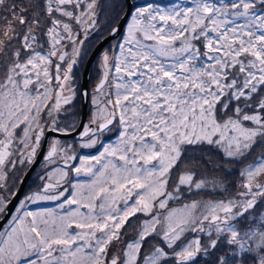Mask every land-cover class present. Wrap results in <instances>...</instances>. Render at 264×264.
<instances>
[{"label":"snow or ice","instance_id":"1","mask_svg":"<svg viewBox=\"0 0 264 264\" xmlns=\"http://www.w3.org/2000/svg\"><path fill=\"white\" fill-rule=\"evenodd\" d=\"M100 10L0 0V264H264V0H124L89 89Z\"/></svg>","mask_w":264,"mask_h":264},{"label":"rangeland","instance_id":"2","mask_svg":"<svg viewBox=\"0 0 264 264\" xmlns=\"http://www.w3.org/2000/svg\"><path fill=\"white\" fill-rule=\"evenodd\" d=\"M101 2V10L99 13V18H98V27L100 29V32L98 33H94L91 40L88 42L87 44V49H88V54L85 57L84 60V64L81 65L80 67V79L78 82L82 83V72H83V68L84 65L86 63V60L88 58V56L90 55L91 51L93 50L94 46L99 42V40H101L103 37H105L107 34L110 33L111 31V27L115 26L119 20L120 17H122L123 12H121V6L123 5L124 0H100ZM135 3L137 4H141L144 2V0H134ZM114 43V40L111 39L108 43H106V45L102 48L106 49L109 47L110 44ZM99 58V54L93 64L92 67V71H91V78H90V88H93L95 83H96V79H97V72H96V64ZM89 108V114H88V118L87 120L90 118V113L92 110V106L89 104L88 106ZM69 112H74L76 117L79 118L82 114V104L79 100H77L75 102V105L72 109H69ZM61 119H67V120H71L72 116L71 115H64L61 117ZM77 123H79V119H77ZM103 139V138H102ZM115 140V136L114 135H108L107 136V141L106 142H110V141H114ZM67 142L68 143H72V138H67ZM78 148V145H77ZM79 150V148H78ZM96 149H85L83 150V152H81V155H88V154H97ZM199 150H193V149H189L188 154L185 156V161L190 162L188 166L190 167H196L197 165H201V167H199L197 170L200 173L199 178H204V177H208L211 178L212 176H222L224 175V173L222 172H218V171H214V165L212 164H208V165H203V162L200 161L202 160V157L204 159H216L217 164L219 163V159L218 157H214V156H209L207 153L201 155V157H198V153ZM199 158V159H198ZM203 159V160H204ZM226 167L233 169V174L231 176L228 177V183H232L233 181L238 180V169L239 167H242L240 165H226ZM25 171H27V169H25ZM40 174V165L37 167V169L35 170L32 178L30 179L28 186L26 188V192L30 191L32 188L35 187V185L37 183H39V181L37 180V176ZM80 179H86V177L81 176ZM235 189L234 188H230L228 193H223L221 194H217L215 192H209L207 190L205 191H201L199 194L197 195H191V196H187L186 199L184 201H181V203L184 202H188L190 200H196V199H221L224 198L225 196L234 193ZM48 207H52V204H48ZM178 204H170V207H178ZM145 219L144 216H140L139 219H133L132 220V224L133 225H138L140 220ZM135 231H133V229L131 227L128 228V238H131L133 236H135ZM191 238V237H189ZM155 242V241H153ZM199 264H204L203 260L199 261Z\"/></svg>","mask_w":264,"mask_h":264},{"label":"water","instance_id":"3","mask_svg":"<svg viewBox=\"0 0 264 264\" xmlns=\"http://www.w3.org/2000/svg\"><path fill=\"white\" fill-rule=\"evenodd\" d=\"M133 3H135L134 0H133ZM122 16H123V15H122ZM119 23H121V25H123L124 23H126V20H124V21L119 20ZM122 31H123V27H122ZM105 38H107V39H105ZM111 39H112V37L110 36V33L107 34L105 37H103V38H102V39H101V40L95 45V47L93 48V50L91 51L89 57H88L87 60H86L85 66H88L89 69H90V70H89V73H88V80H87V83H88V87H89V89H90V75H91V69H92L93 63H94L96 57L98 56L99 52H100V51L102 50V48L106 45V43H108ZM89 58H91V60H92V63H91L90 66L88 65V60H89ZM85 66H84V68H85ZM83 79H84V69H83L82 83H83ZM88 104H89V103H84V104L82 105V106H83V108H82V115H83V118H84L85 121H86L87 116H88ZM38 166H39V165H38ZM38 166H37V167H38ZM37 167L35 168V170L37 169ZM35 170L32 171L31 174L28 176V179H27L26 183H25L24 186H23V187H24V192H25V190H26V188H27V185H28V183H29L31 177L33 176ZM21 195H23V193H21Z\"/></svg>","mask_w":264,"mask_h":264},{"label":"trees","instance_id":"4","mask_svg":"<svg viewBox=\"0 0 264 264\" xmlns=\"http://www.w3.org/2000/svg\"><path fill=\"white\" fill-rule=\"evenodd\" d=\"M82 74H83V72H82ZM95 152H96V151H95ZM197 153H198V157H201V155H202L201 152L199 151V152H197ZM198 159H199V158H198ZM203 159H204V158L202 157V160H200V161L203 162Z\"/></svg>","mask_w":264,"mask_h":264}]
</instances>
